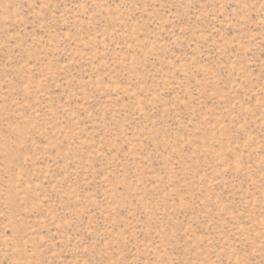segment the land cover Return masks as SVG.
I'll use <instances>...</instances> for the list:
<instances>
[{"label":"rangeland","instance_id":"obj_1","mask_svg":"<svg viewBox=\"0 0 264 264\" xmlns=\"http://www.w3.org/2000/svg\"><path fill=\"white\" fill-rule=\"evenodd\" d=\"M0 264H264V0H0Z\"/></svg>","mask_w":264,"mask_h":264}]
</instances>
